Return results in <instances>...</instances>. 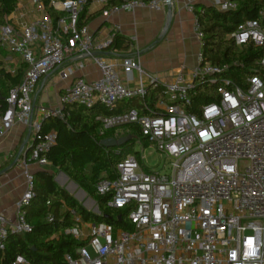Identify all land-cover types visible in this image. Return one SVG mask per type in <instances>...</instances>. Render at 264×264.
<instances>
[{
	"label": "built area",
	"instance_id": "2783aa9c",
	"mask_svg": "<svg viewBox=\"0 0 264 264\" xmlns=\"http://www.w3.org/2000/svg\"><path fill=\"white\" fill-rule=\"evenodd\" d=\"M30 1L40 17L23 23L12 18L15 11L0 24V51L8 61L20 57L26 67L21 83L4 99L5 112L0 103V140L16 125L33 133L31 151L18 163L23 193L11 215L0 214V253L11 237L32 233L26 218L35 197L30 166L50 167L46 156L57 139L55 132H40L42 122H66V106L91 109L101 104L114 111L120 103L136 101L129 112L99 118L102 132L114 131L115 140L148 141L172 162L170 172L146 170L140 158L130 154L117 165L113 178L100 179L96 193L109 198L110 209H129L132 229L84 223L71 211L75 226L62 235L79 247L63 256V264H264V73L249 77L244 86H233L221 77L227 68L215 67L200 52L193 69L161 80L144 70L137 57L112 64L107 53L122 33L119 25L99 34L78 28L87 0H51L50 7L62 14L57 21L40 0ZM116 1L105 17L145 7L160 12L167 5V0ZM111 2L95 3L105 8ZM197 2L222 12L238 9L229 0H196L186 9L194 13ZM193 26L201 42L196 18ZM229 38L240 48L249 42L264 47V20L245 21ZM90 65L98 69L97 79L79 75ZM56 72L66 84L59 104L36 108L38 84ZM10 73L15 76L17 71ZM199 86L217 87L219 98L192 114L187 108ZM129 126L138 127L139 134ZM10 264L31 263L19 256Z\"/></svg>",
	"mask_w": 264,
	"mask_h": 264
},
{
	"label": "trees",
	"instance_id": "16d2710c",
	"mask_svg": "<svg viewBox=\"0 0 264 264\" xmlns=\"http://www.w3.org/2000/svg\"><path fill=\"white\" fill-rule=\"evenodd\" d=\"M21 0H0V24H4L18 8ZM46 12L57 21L62 14L54 11L51 0H40ZM64 1V0H63ZM237 4L236 10L222 12L213 6L198 4L194 14L201 25V53L205 61L227 71L221 77L230 79L233 86H244L249 77L264 73L261 61L264 58V47H257L253 42L238 47L229 38L237 28L247 20H264V0H229ZM92 0H87L79 17L78 28L87 27L98 13L89 14ZM116 5L110 3L104 10ZM262 14V16H261ZM113 47L126 49L123 38L118 37ZM4 52L0 51V56ZM1 58V57H0ZM26 68H21L15 76L8 72L0 59V103L5 112L4 99L10 91L19 85ZM197 96L193 105L187 108L189 113L196 114L202 105L218 101L217 87H197ZM136 101L120 103L114 111L97 105L91 109L80 106H66L70 114L66 122L58 119H46L42 122L40 132H55L56 144L47 154L50 167L64 172L79 188L90 195L97 203L100 216L85 210L72 196L54 182V176L47 169L34 172L35 197L26 208V218L32 227V233L25 236H14L9 239L6 249L0 253L3 264H10L16 257H23L31 264H63L66 253H74L79 247L71 237L62 233L75 226L71 211H75L84 223L107 224L114 228L131 230L128 222L129 209L113 210L107 207L109 198L98 195L95 184L102 178H113L117 165L130 155L135 139L125 146L105 149L100 142L114 136V131L102 132L99 118L119 115L136 107ZM139 134L140 129L129 126ZM144 147L150 146L141 139ZM89 170V174H87ZM121 218V221H119Z\"/></svg>",
	"mask_w": 264,
	"mask_h": 264
},
{
	"label": "crops",
	"instance_id": "0c3cea01",
	"mask_svg": "<svg viewBox=\"0 0 264 264\" xmlns=\"http://www.w3.org/2000/svg\"><path fill=\"white\" fill-rule=\"evenodd\" d=\"M195 1L174 0L169 8L166 5L160 12L145 7L132 12L120 11L105 17L104 13L109 8L104 10L95 3L96 0H92L89 14L98 13V16L92 19L87 27L94 34H99L105 32L114 23L119 25L122 28L119 37L124 39L127 48L113 47L112 51L107 53L112 64L120 65V59L128 56L137 57L144 70L161 80L169 81L178 70L185 73L193 69L201 52L202 45L195 37L193 26L196 16L186 9L189 3ZM198 4L200 3H195V6ZM40 16L30 0H21L12 18L28 23ZM0 57L8 72L11 70L18 72L21 68H26L18 56H13L11 61L6 60L5 55ZM79 75L94 80L99 77V72L95 66L90 65ZM65 86L66 84L58 79L57 72L46 82L41 81L33 97L36 108L57 106ZM32 139L33 133L29 128L14 126L7 136L0 140V171L13 162L24 146L22 158L25 150L30 148ZM30 167L33 172L46 169L39 168L35 164ZM17 168L0 177V214L11 215L14 204L23 193V171L18 166Z\"/></svg>",
	"mask_w": 264,
	"mask_h": 264
},
{
	"label": "rangeland",
	"instance_id": "374dc122",
	"mask_svg": "<svg viewBox=\"0 0 264 264\" xmlns=\"http://www.w3.org/2000/svg\"><path fill=\"white\" fill-rule=\"evenodd\" d=\"M140 138V144L137 143V140H135V145L132 148V151L130 154L136 155L138 157V159L140 158V160L142 161L143 166L145 167L146 170L152 171V172H159L161 174L164 173H169L170 169H171V161L166 159L165 156L161 157V155H159V153H157L155 151V149L151 146H147L144 147L142 142H141ZM1 160V159H0ZM17 166L15 167L14 170H17ZM50 173L53 174L54 177H56L57 175H59V173L61 172L58 169H55L53 167H47L46 168ZM13 170V171H14ZM87 174H89V170H87ZM59 182L61 183L62 186L65 187L66 183H70V180H64L63 177H61L59 179ZM75 191L78 192V188H75ZM68 195L72 196L74 198V196L70 193H68ZM75 199V198H74ZM88 199H92L93 201H95L90 195L87 194V196L83 199V201H78L77 199H75L81 206H83L84 200L87 201ZM96 202V201H95ZM89 204V209L88 212L90 213H94V210L96 208V204H92L90 201L87 202V206ZM92 204V205H91ZM100 214L102 213L99 209ZM88 252L90 253L91 256H93V250L91 247L87 248Z\"/></svg>",
	"mask_w": 264,
	"mask_h": 264
},
{
	"label": "water",
	"instance_id": "95a60500",
	"mask_svg": "<svg viewBox=\"0 0 264 264\" xmlns=\"http://www.w3.org/2000/svg\"><path fill=\"white\" fill-rule=\"evenodd\" d=\"M167 6L169 8L170 6V1L167 0ZM30 137V136H29ZM29 139V138H28ZM131 140V137H125V138H120L118 140L112 139V138H107L104 139L100 142V145L105 148V149H114V148H120L125 146L127 143H129ZM24 150V146H22L21 150L19 151V153L17 154L16 158L13 160V162L4 170L0 171V177L6 175L7 173L11 172L12 170L15 169L16 166H18V163L20 161V158L22 156V152ZM31 151V148H28L25 150V155L29 154ZM63 177L66 181L70 180V178L64 173V172H60L59 175H57L56 177H54V182L59 186V188H61L62 190H64L67 194L70 193V191L68 190V188H64L61 183L59 182V179ZM70 185H72L75 188H78V192L74 195V198L77 199L78 201H83V199L87 196V193L82 190L81 188H79V186L72 180H70ZM71 194V193H70ZM90 201L92 204H96L97 203L95 201H93L92 199H88L87 201H84L83 203V208L85 210L88 211V208H86L87 202ZM97 216H100V212H99V207L98 205L96 206L94 213ZM119 221H121V218H119Z\"/></svg>",
	"mask_w": 264,
	"mask_h": 264
},
{
	"label": "bare ground",
	"instance_id": "6f19581e",
	"mask_svg": "<svg viewBox=\"0 0 264 264\" xmlns=\"http://www.w3.org/2000/svg\"><path fill=\"white\" fill-rule=\"evenodd\" d=\"M65 180V179H64ZM64 187V186H63ZM64 188H68V190L70 191V193L74 196L77 191H75L74 187L72 185H70V183H66L65 187ZM85 201V200H84ZM92 205V204H91ZM86 208L89 209V204L88 206L86 205Z\"/></svg>",
	"mask_w": 264,
	"mask_h": 264
}]
</instances>
